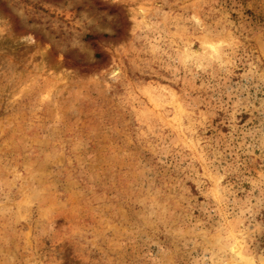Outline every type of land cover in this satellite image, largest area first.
Returning a JSON list of instances; mask_svg holds the SVG:
<instances>
[{"label":"rangeland","instance_id":"obj_1","mask_svg":"<svg viewBox=\"0 0 264 264\" xmlns=\"http://www.w3.org/2000/svg\"><path fill=\"white\" fill-rule=\"evenodd\" d=\"M0 264H264V0H0Z\"/></svg>","mask_w":264,"mask_h":264},{"label":"trees","instance_id":"obj_2","mask_svg":"<svg viewBox=\"0 0 264 264\" xmlns=\"http://www.w3.org/2000/svg\"><path fill=\"white\" fill-rule=\"evenodd\" d=\"M97 57L98 58H102V54H97Z\"/></svg>","mask_w":264,"mask_h":264}]
</instances>
